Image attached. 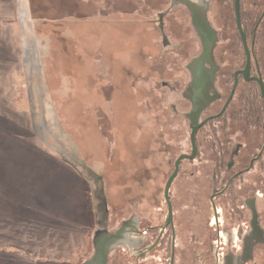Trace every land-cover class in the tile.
I'll use <instances>...</instances> for the list:
<instances>
[{
    "label": "rangeland",
    "instance_id": "1",
    "mask_svg": "<svg viewBox=\"0 0 264 264\" xmlns=\"http://www.w3.org/2000/svg\"><path fill=\"white\" fill-rule=\"evenodd\" d=\"M232 2L210 6L219 35L213 56L225 73L244 61ZM242 4L250 44L264 0ZM257 39L264 75V21ZM201 46L187 13L170 0H0V264H82L91 257L94 231L126 239L136 227L164 222L165 183L177 157L191 149V107L179 94L189 82L186 69L199 70L191 60ZM222 80L215 85L221 101L201 118L221 108L231 87ZM243 90L244 98L259 95L254 85L238 88L224 120L197 134L198 159L181 163L169 191L178 246L180 239L190 247L195 232L203 253L216 224L220 264L226 247L235 249L237 228L246 230L251 214L242 206L260 191L263 176L256 163L231 195L216 199L213 217L212 176L221 175L219 187L235 171L215 173L218 151L227 149L225 165L237 144L257 153L261 139L260 128L231 119ZM33 157L55 168L49 185L31 182L33 168L26 166L33 167ZM257 207L264 226V198ZM182 248L176 262L194 264ZM253 254L264 264V245Z\"/></svg>",
    "mask_w": 264,
    "mask_h": 264
},
{
    "label": "flooded vegetation",
    "instance_id": "2",
    "mask_svg": "<svg viewBox=\"0 0 264 264\" xmlns=\"http://www.w3.org/2000/svg\"><path fill=\"white\" fill-rule=\"evenodd\" d=\"M223 3L225 0H221ZM233 14H234V24L236 26L235 20V10H234V0H232ZM212 4V0H170V6H176L178 9L182 11V13H187V16L190 20V23L193 27V30L196 36H199V29L203 32L204 37L207 39L210 37L206 34L207 28L212 32L213 38L215 42L211 45V51L206 53L203 56V45L201 46V53L194 57L191 62L196 60L194 66L199 67L198 72L195 74L190 69H186L189 75V82L185 89L180 92V98L182 101H187L190 104V112L195 110L198 113L197 122H201L207 118H211L199 131L201 132L205 127L213 124V122H220L224 120L227 111L230 105L233 102L235 94L237 93L238 88L243 85L246 88L249 85H254L259 92V96L262 102H258V111L256 113L251 112L253 109V103L251 102L253 94L244 98L246 95L245 90L240 93L241 97V106L237 108L231 113V119L240 123H243L244 126L248 128H260L261 129V139L259 144L256 146V152H249L247 150L244 152L239 148L242 147L241 144H237L235 150H233L230 154L229 161L224 165V156L227 154V147L229 145V140L225 139L223 142L224 149H220L218 154L216 155L215 161V173L220 174L223 167H226L228 171H232L230 177L221 182V185L218 187L217 185L220 183L218 180L219 176H212V194L210 196L211 209L213 211V205H216V199L219 197H225L226 195H231L232 188L235 185L236 180H240L242 176L248 174L256 163H259V167L261 168V172L263 173L262 180L260 181L259 192L256 193L254 197H248L243 203L244 209L251 214V219L245 223H247L246 230H243L241 226L237 228V244L234 245L235 249L232 251L231 248L224 250L222 252L223 263L222 264H258L257 262H253L254 259V249L259 245H264V226L260 223V214L257 207V200L260 198H264L263 190L264 189V100L261 97L260 90L258 84L252 78H260L264 84V75L262 73V66L257 58L256 54V43H257V31L261 23L264 21V9L261 12L260 16L254 21L253 29L251 32V40L248 46L252 51L251 57V71L249 78L250 80H244L242 74L238 73L239 71L244 69L245 66V54L244 61L240 68L235 69L231 72H223L221 71L220 64L218 61H215L213 56L214 48L219 43V35L217 31L213 28V24L210 19V6ZM185 11V12H184ZM239 13H240V22L242 25L243 32L246 36L247 43L249 38V32L247 30V25H249L250 21L248 14H245L243 10L242 0L239 1ZM232 22V21H231ZM237 29V28H236ZM238 32V31H237ZM239 36V33H238ZM240 40V36H239ZM202 42V40H201ZM241 43V40H240ZM242 46V45H241ZM264 48V43H263ZM243 49V48H242ZM244 53V52H243ZM201 60L200 63L198 61ZM213 67L211 71H204L205 65H209ZM217 74L220 76L217 79ZM219 79H223L222 83L224 86H227L228 80L231 84L229 92L224 99V102L221 108L215 111L213 114L208 115L204 118H201L203 113H209L217 103H219L222 99L221 95H218L215 89L216 83H218ZM228 79V80H227ZM237 82L236 87L233 91L234 82ZM233 91V92H232ZM190 112L188 114H190ZM196 113V114H197ZM242 117V119L240 118ZM240 118V119H239ZM197 133V134H198ZM197 136V135H196ZM197 145V155L195 159L188 161L190 163L196 162L198 159V144ZM255 151V150H253ZM222 152V153H221ZM191 153V149H190ZM187 153V154H190ZM236 158L237 160H234ZM183 162V161H182ZM181 165V164H180ZM174 169V164H173ZM180 172V167L179 171ZM197 170L192 171V176L195 177ZM178 175V174H177ZM212 198V199H211ZM165 201V199H164ZM166 204V202H165ZM252 205L257 212L256 218L252 215V211L249 209L248 205ZM172 206V204H171ZM217 206V205H216ZM215 206V208H216ZM173 212V208H172ZM213 217L218 219L217 209L216 214L213 211ZM239 218L242 217L241 214L238 215ZM242 220V219H241ZM168 221V212H167V204H166V217L164 222L161 225H156L155 227L146 226L143 229H138L137 227L132 230V232L126 234V239H124V235H120L119 242L114 245L113 251L111 255L108 257V263L110 264H150L151 259L159 260V264H182V261L178 257V263L175 260L176 251L181 250L183 246L180 245V239L178 240L179 246L177 244V235L174 227V217L172 219V225H167ZM214 235H209L204 239V252H201V248L199 246L200 240H196V233L194 232L193 237L191 239H187V244L189 241L190 247H183L182 249L189 252L193 251L192 254L190 252V259L194 264H220V248L216 245V224H214ZM217 231L218 228H217ZM184 245V243L182 244ZM95 250V249H93ZM96 254V253H95ZM157 254V255H155ZM155 255V256H152ZM195 260L193 259V257ZM93 256V255H92ZM91 256V257H92ZM147 256H152L148 262H144ZM114 259V260H113ZM197 260V261H196Z\"/></svg>",
    "mask_w": 264,
    "mask_h": 264
},
{
    "label": "water",
    "instance_id": "3",
    "mask_svg": "<svg viewBox=\"0 0 264 264\" xmlns=\"http://www.w3.org/2000/svg\"><path fill=\"white\" fill-rule=\"evenodd\" d=\"M239 1L240 0H234V10H235V20H236V28L240 36L241 45L243 48V52L245 54V66L244 69L239 71L238 73L242 74L244 77V80L248 81L250 80L249 75L251 71V57H252V51L250 47L248 46L246 36L243 32L242 25L240 22V13H239ZM206 34H208L210 37L207 39L204 37L203 32L199 29V36L202 40L203 45V56L206 53H209L211 51V45L215 42L212 32L207 28ZM212 43V44H211ZM201 60L198 61L200 63ZM259 87L260 94L262 99L264 100V84L260 78H252ZM237 82H234L233 91L236 87ZM232 91V92H233ZM197 112L195 110H192L190 113V121L193 125L190 124V135H189V141L191 146V153L180 155L177 157V159L174 161V169L170 176L168 177L163 191V196L165 199V202L167 204V212H168V221L166 223L167 225H172V219H173V212H172V206L169 199V191L170 187L177 177L180 164L184 160H193L195 159L197 155V145H196V135L198 131L211 119L207 118L201 122H197ZM212 199V198H211ZM213 211L216 214V208L213 205ZM118 238L115 235L114 232H108L106 230L104 231H94L92 240H91V256L85 260H83L82 264H106L108 252L111 251L115 244H117ZM95 249V250H93ZM96 253V254H95Z\"/></svg>",
    "mask_w": 264,
    "mask_h": 264
},
{
    "label": "trees",
    "instance_id": "4",
    "mask_svg": "<svg viewBox=\"0 0 264 264\" xmlns=\"http://www.w3.org/2000/svg\"><path fill=\"white\" fill-rule=\"evenodd\" d=\"M262 53L264 54V48H263ZM251 102L253 103V106H252L253 109L251 110V112L256 113L258 111V108H257L258 102H262L260 96L258 94L253 95ZM34 146H36L39 150L45 152L44 150H42L41 145H38V143L37 144L34 143ZM29 157L32 158L31 156H29ZM42 158L43 157H38L36 159L35 157H33V159H32L33 160V165H32L33 167H27V166H29V165H27L26 168H33L32 170L27 169V171L30 174L32 173V175H31L32 178H30L31 182H33V180H35V181H41V182L45 183L46 185H49V183L52 182V179L54 176L53 170H55V168L53 166H49V165H42V160H43ZM33 177H36V178H33ZM26 182L29 184V179H27ZM67 229H64L65 232H67ZM68 230L73 231L71 229V227Z\"/></svg>",
    "mask_w": 264,
    "mask_h": 264
}]
</instances>
